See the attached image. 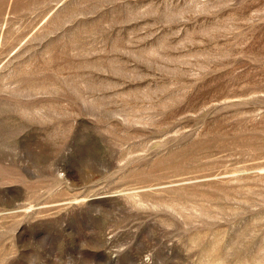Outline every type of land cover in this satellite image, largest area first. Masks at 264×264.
I'll use <instances>...</instances> for the list:
<instances>
[{
    "label": "rangeland",
    "instance_id": "rangeland-1",
    "mask_svg": "<svg viewBox=\"0 0 264 264\" xmlns=\"http://www.w3.org/2000/svg\"><path fill=\"white\" fill-rule=\"evenodd\" d=\"M0 264H264V0H0Z\"/></svg>",
    "mask_w": 264,
    "mask_h": 264
}]
</instances>
